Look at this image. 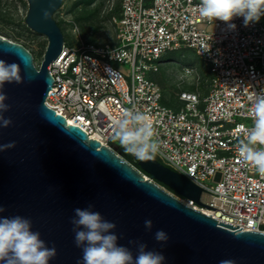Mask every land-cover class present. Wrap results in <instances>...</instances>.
Wrapping results in <instances>:
<instances>
[{"label": "built area", "instance_id": "obj_1", "mask_svg": "<svg viewBox=\"0 0 264 264\" xmlns=\"http://www.w3.org/2000/svg\"><path fill=\"white\" fill-rule=\"evenodd\" d=\"M110 1L113 40H65L45 103L110 147L123 111L148 114L156 158L203 190V204L182 200L234 229L264 231V176L236 150L253 95L264 93V16L245 26L201 17L200 0ZM171 50L193 51L209 75L198 86L203 73L183 64L168 103L157 74Z\"/></svg>", "mask_w": 264, "mask_h": 264}, {"label": "water", "instance_id": "obj_2", "mask_svg": "<svg viewBox=\"0 0 264 264\" xmlns=\"http://www.w3.org/2000/svg\"><path fill=\"white\" fill-rule=\"evenodd\" d=\"M63 1L28 0L26 24L48 40L39 66L24 44L0 34V59L19 64L22 79L19 84L6 83L3 89L10 106L3 115L12 124L0 128V144L15 141L16 146L0 152V206L5 208L0 215L29 218L33 231L40 232L48 247L56 248L50 264L82 260L70 221L75 208L89 204L116 224L118 244L128 247L133 256L137 246L129 241L161 252L165 264H220L222 260L264 264V231L234 229L188 205L156 182L203 204L202 188L185 175L156 157L142 161L131 154L138 160L137 168L116 152V146L91 138L45 103L54 82L48 67L65 41L54 17ZM145 220L153 223L150 231ZM157 230L168 234L167 243L155 240Z\"/></svg>", "mask_w": 264, "mask_h": 264}, {"label": "clouds", "instance_id": "obj_3", "mask_svg": "<svg viewBox=\"0 0 264 264\" xmlns=\"http://www.w3.org/2000/svg\"><path fill=\"white\" fill-rule=\"evenodd\" d=\"M196 7L203 18L229 23L234 17H243L245 26L258 22L264 16V0H200ZM44 18H48L46 10ZM230 27L235 28V25L230 24ZM6 83H22L20 65L9 64L0 59V128H7L12 124L11 118L3 115L10 107L5 103L7 96L3 89ZM249 117L252 124L245 127L244 138L236 146L237 154L242 162L251 165L264 176V93L253 95ZM114 136V146L120 143L139 160H154L158 153L159 144L153 139L155 131L150 116L144 112L133 109L123 111L116 121ZM15 146V141L0 144V152ZM84 146L87 147L88 143L85 142ZM143 174L149 176L147 173ZM156 182L181 200L186 198L163 183ZM93 207L94 205L89 204L87 208H75L74 217L70 221L75 245L82 249V260L78 264H165L166 257L159 251L149 250L145 243L129 241L137 246L135 256L128 247L119 245V237L114 232L116 224L104 219L98 211H93ZM4 211L5 208L0 206V214ZM144 224L149 231L153 227L151 220H145ZM154 238L162 244L169 240L168 234L163 230H157ZM56 255L55 246L48 247L40 232L33 231L29 218L0 215V264H50ZM220 264L234 262L222 260Z\"/></svg>", "mask_w": 264, "mask_h": 264}, {"label": "rangeland", "instance_id": "obj_4", "mask_svg": "<svg viewBox=\"0 0 264 264\" xmlns=\"http://www.w3.org/2000/svg\"><path fill=\"white\" fill-rule=\"evenodd\" d=\"M111 4L110 0H64L54 17L61 26L68 43H75L76 37L84 40L111 41L116 31L111 20L115 9H110ZM28 8V0H0V34L24 44L32 52L35 65L39 66L48 40L46 36L35 32L26 24ZM166 57L168 60L157 77L167 89L168 103L175 99L174 95H170L178 90L176 80L178 76H181L183 64L194 66L203 73L197 83L198 86L206 84L207 66L193 51L171 50ZM123 66L128 67V65ZM191 82L195 83L194 80ZM116 147L117 152L125 159V154H130L120 144H116Z\"/></svg>", "mask_w": 264, "mask_h": 264}, {"label": "trees", "instance_id": "obj_5", "mask_svg": "<svg viewBox=\"0 0 264 264\" xmlns=\"http://www.w3.org/2000/svg\"><path fill=\"white\" fill-rule=\"evenodd\" d=\"M207 75H209L208 72ZM125 157L128 161L132 162L136 167L140 168L138 160H136L131 154H125Z\"/></svg>", "mask_w": 264, "mask_h": 264}]
</instances>
